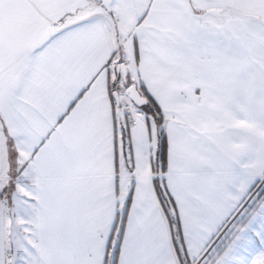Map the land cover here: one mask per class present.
<instances>
[{"label": "snow or ice", "instance_id": "1", "mask_svg": "<svg viewBox=\"0 0 264 264\" xmlns=\"http://www.w3.org/2000/svg\"><path fill=\"white\" fill-rule=\"evenodd\" d=\"M0 264H264V0H0Z\"/></svg>", "mask_w": 264, "mask_h": 264}]
</instances>
